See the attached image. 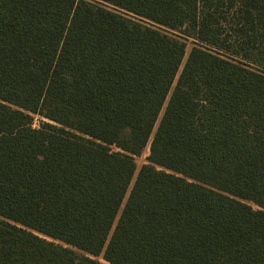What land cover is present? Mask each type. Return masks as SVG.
<instances>
[{"label":"trees","instance_id":"1","mask_svg":"<svg viewBox=\"0 0 264 264\" xmlns=\"http://www.w3.org/2000/svg\"><path fill=\"white\" fill-rule=\"evenodd\" d=\"M0 264H264V0H0Z\"/></svg>","mask_w":264,"mask_h":264},{"label":"rangeland","instance_id":"2","mask_svg":"<svg viewBox=\"0 0 264 264\" xmlns=\"http://www.w3.org/2000/svg\"><path fill=\"white\" fill-rule=\"evenodd\" d=\"M190 48H191V44H189L188 46V51L190 50ZM42 121H44V118L41 115L39 114L34 115L32 125L34 127H39ZM147 155H148V147L144 150L142 155L136 157L138 168H140L142 164H144L147 161L146 159Z\"/></svg>","mask_w":264,"mask_h":264}]
</instances>
